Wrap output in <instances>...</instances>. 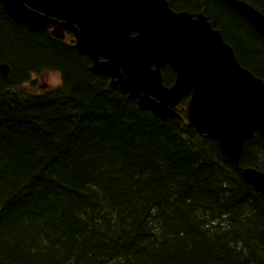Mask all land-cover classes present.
Masks as SVG:
<instances>
[{
  "label": "trees",
  "instance_id": "16d2710c",
  "mask_svg": "<svg viewBox=\"0 0 264 264\" xmlns=\"http://www.w3.org/2000/svg\"><path fill=\"white\" fill-rule=\"evenodd\" d=\"M167 1L203 13L264 82V38L240 13ZM243 1L264 14V0ZM0 60V264H264V196L185 112L159 119L1 5ZM53 72L60 83L39 89ZM240 165L264 172V137L244 143Z\"/></svg>",
  "mask_w": 264,
  "mask_h": 264
},
{
  "label": "water",
  "instance_id": "95a60500",
  "mask_svg": "<svg viewBox=\"0 0 264 264\" xmlns=\"http://www.w3.org/2000/svg\"><path fill=\"white\" fill-rule=\"evenodd\" d=\"M264 38V14L243 0H223ZM15 22L56 39L70 31L90 71L165 120L188 97L185 127L215 140L224 160L264 196V172L240 165L244 143L264 137V82L240 65L219 29L201 13L167 0H0ZM74 42V40H72ZM174 73L170 85L162 71ZM10 67L0 61V72ZM42 89L46 87L43 83ZM180 111H183L181 108Z\"/></svg>",
  "mask_w": 264,
  "mask_h": 264
},
{
  "label": "rangeland",
  "instance_id": "374dc122",
  "mask_svg": "<svg viewBox=\"0 0 264 264\" xmlns=\"http://www.w3.org/2000/svg\"><path fill=\"white\" fill-rule=\"evenodd\" d=\"M43 82V81H41ZM44 82H47L49 86H56L60 83V78L57 74H48L46 77H45V80Z\"/></svg>",
  "mask_w": 264,
  "mask_h": 264
},
{
  "label": "flooded vegetation",
  "instance_id": "af4514ba",
  "mask_svg": "<svg viewBox=\"0 0 264 264\" xmlns=\"http://www.w3.org/2000/svg\"><path fill=\"white\" fill-rule=\"evenodd\" d=\"M70 38H73V35L72 36H70ZM71 40V39H70ZM87 57V59H90L88 56H86ZM91 61V60H90Z\"/></svg>",
  "mask_w": 264,
  "mask_h": 264
}]
</instances>
